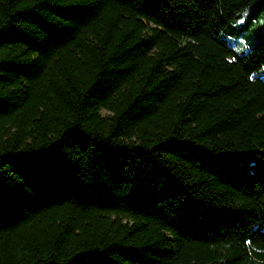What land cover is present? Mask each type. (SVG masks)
<instances>
[{
    "label": "trees",
    "instance_id": "1",
    "mask_svg": "<svg viewBox=\"0 0 264 264\" xmlns=\"http://www.w3.org/2000/svg\"><path fill=\"white\" fill-rule=\"evenodd\" d=\"M263 6L0 0V264H264Z\"/></svg>",
    "mask_w": 264,
    "mask_h": 264
},
{
    "label": "rangeland",
    "instance_id": "2",
    "mask_svg": "<svg viewBox=\"0 0 264 264\" xmlns=\"http://www.w3.org/2000/svg\"><path fill=\"white\" fill-rule=\"evenodd\" d=\"M240 14L229 21V26H235L234 32L221 30L220 34L231 45L237 53L245 52L264 32V6L252 21L244 25V9L239 11ZM230 27L227 29L229 30ZM261 77H264V66L258 70ZM102 113L107 111L102 109Z\"/></svg>",
    "mask_w": 264,
    "mask_h": 264
}]
</instances>
